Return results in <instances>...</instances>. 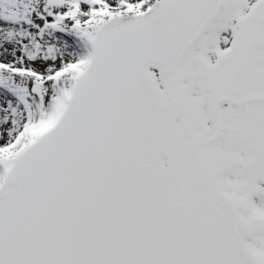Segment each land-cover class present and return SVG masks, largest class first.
Returning <instances> with one entry per match:
<instances>
[{
	"label": "snow or ice",
	"instance_id": "1",
	"mask_svg": "<svg viewBox=\"0 0 264 264\" xmlns=\"http://www.w3.org/2000/svg\"><path fill=\"white\" fill-rule=\"evenodd\" d=\"M0 264H264V0H0Z\"/></svg>",
	"mask_w": 264,
	"mask_h": 264
}]
</instances>
